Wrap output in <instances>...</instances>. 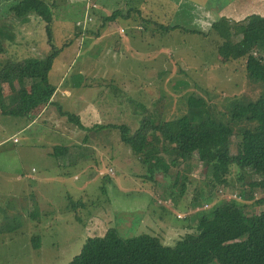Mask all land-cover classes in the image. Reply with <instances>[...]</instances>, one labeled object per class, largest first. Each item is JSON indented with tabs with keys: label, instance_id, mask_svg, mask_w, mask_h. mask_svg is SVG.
Listing matches in <instances>:
<instances>
[{
	"label": "rangeland",
	"instance_id": "374dc122",
	"mask_svg": "<svg viewBox=\"0 0 264 264\" xmlns=\"http://www.w3.org/2000/svg\"><path fill=\"white\" fill-rule=\"evenodd\" d=\"M46 1L56 3L52 43H67L48 74L57 90L53 102L77 114L90 129L77 128L60 115L56 104L45 106L34 118L0 113V264H67L87 237L111 226L124 237L153 233L162 243L174 244L189 231L195 213L211 205L193 202L198 191L207 192L201 183L204 165L196 157L180 159L169 165L167 176L158 171L149 180L147 167L122 144L113 125L126 124L134 131L144 117L155 124L169 123L200 110L199 124L218 118L238 133L244 121L231 119L233 104L263 93L245 70L246 51L256 52L257 46L243 48L236 37L237 49L218 55L220 40L210 24L228 16L225 9L231 0ZM12 2L0 0V25L11 36L0 63L44 56L50 51L45 22L32 13L18 18ZM255 4L262 7L247 4L243 9H264V0ZM113 10L122 15L104 22ZM160 24L177 27L164 30ZM80 29L83 35H78ZM31 88L32 83H3L0 95L10 98L5 105L18 107ZM191 97L205 106H190ZM151 144H157L154 138ZM54 145L67 146L68 151L54 157ZM233 171L231 185L219 186L214 193L251 203L240 198L243 190ZM183 174L188 177L182 192ZM254 194L262 197L264 191ZM36 236L39 242L33 243Z\"/></svg>",
	"mask_w": 264,
	"mask_h": 264
},
{
	"label": "trees",
	"instance_id": "16d2710c",
	"mask_svg": "<svg viewBox=\"0 0 264 264\" xmlns=\"http://www.w3.org/2000/svg\"><path fill=\"white\" fill-rule=\"evenodd\" d=\"M12 4L18 18L23 19L29 13L42 18L50 51L44 56L6 59L0 63V88L3 83L11 85L14 81L22 86L27 83L33 85L22 94L18 107L5 105L8 100L0 95L2 113L34 118L45 106L56 104L60 115L66 116L77 128L90 129L80 122L77 114L61 110L60 104L53 102L57 90L56 85L49 82L48 74L54 58L67 46L64 43L62 47H56L52 43V7L56 3L13 0ZM119 15H122L120 11L113 10L110 15L104 16L103 21L115 22ZM108 27L111 28L110 25ZM158 27L168 30L177 26L160 24ZM178 28L184 29L181 26ZM210 31L220 40L217 47L220 56H228L237 49L236 37H239L237 40L243 48L250 44L257 46L256 52L246 51L245 70L251 80L261 84L263 93L256 100L233 104V113H229L231 119L244 121L238 133H234L228 123L215 117L205 122L206 125L199 124L200 110L190 118L183 116L169 123L155 124L149 117H144L134 131L126 124L113 126L118 129L122 144L128 146L133 155L139 156L142 165L147 167L149 180H153L158 171L167 176L169 165H177L180 159L196 157L205 168L201 183L207 187V192L204 190V194L199 195L198 191L193 202L211 205L195 213L189 231L179 236L172 245L162 243L152 232L124 237L116 227L111 226L101 235L87 237L78 254L67 264H264V196L254 197L255 192L264 191V14H250L238 21L221 16L210 24ZM80 34L83 35L81 29ZM10 39L11 36L0 25V56L7 52L6 40ZM189 99L190 106H205L201 99ZM153 138L156 145L151 144ZM67 151V146L54 145L50 155L58 157ZM234 169L237 171L235 182L243 190L239 191V196L252 200L249 204L235 198L222 199L217 192L214 193L219 186L228 188L231 185L229 175ZM179 173L177 171L172 179V187ZM187 177L182 175V192L187 187ZM194 189L196 191V186ZM77 205L83 204L79 202ZM256 207L263 209L256 211ZM35 242H39L37 236L33 239Z\"/></svg>",
	"mask_w": 264,
	"mask_h": 264
},
{
	"label": "crops",
	"instance_id": "0c3cea01",
	"mask_svg": "<svg viewBox=\"0 0 264 264\" xmlns=\"http://www.w3.org/2000/svg\"><path fill=\"white\" fill-rule=\"evenodd\" d=\"M233 1L234 0H232L229 4H227V7L229 6V8L226 7V9H225V11L227 12L228 16L237 17L238 18V17H240V16L243 15V17L245 18L246 16H248L250 14H260V15H263V12H264L263 10L264 9H262V8H261L262 10L261 9L260 10H250L249 9L248 11L246 9H243V6H245V5L248 6L247 4H249L250 7H258V6L260 7L261 6L260 4L259 5L258 4H255L254 5L255 0H246L247 3L245 2V0H243V1L240 0V2H238V0H235L234 2ZM258 1H260V0H258ZM263 7H264V5H263ZM222 13H224V12H222ZM228 16H226V17H228ZM230 19H233V18H230ZM236 21H238V20H236ZM4 99L10 101L9 100L10 98H4ZM0 105H1V103H0ZM1 109H2V107L0 106V113H2V110ZM23 116H25V115H23ZM30 122H31V120L28 122V124ZM27 125H25L23 127V129H25Z\"/></svg>",
	"mask_w": 264,
	"mask_h": 264
}]
</instances>
